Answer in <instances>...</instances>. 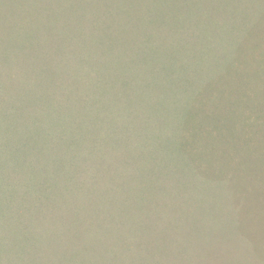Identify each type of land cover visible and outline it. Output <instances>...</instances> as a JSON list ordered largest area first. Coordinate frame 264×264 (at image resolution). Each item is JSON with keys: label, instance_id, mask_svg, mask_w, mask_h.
Here are the masks:
<instances>
[{"label": "rangeland", "instance_id": "1", "mask_svg": "<svg viewBox=\"0 0 264 264\" xmlns=\"http://www.w3.org/2000/svg\"><path fill=\"white\" fill-rule=\"evenodd\" d=\"M0 264H264V0H0Z\"/></svg>", "mask_w": 264, "mask_h": 264}]
</instances>
